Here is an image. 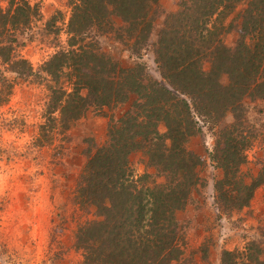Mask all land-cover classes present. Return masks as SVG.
Here are the masks:
<instances>
[{
  "label": "trees",
  "instance_id": "trees-1",
  "mask_svg": "<svg viewBox=\"0 0 264 264\" xmlns=\"http://www.w3.org/2000/svg\"><path fill=\"white\" fill-rule=\"evenodd\" d=\"M67 1L63 44L34 68L18 47L41 10L30 0H0V61L16 76L43 79L49 90L43 117L53 134L91 107L110 111L106 138L90 139L72 193L82 210L74 218L73 246L82 264H185L176 212L202 184L203 164L189 138L203 126L211 131L220 209L249 204L264 184V151L255 175L248 179L242 169L255 138L244 101L264 100V0H177L171 12L159 0ZM159 13L165 17L151 45L160 79L141 60ZM101 35H111L135 61L123 64L102 46ZM13 85L0 74V103ZM228 111L232 120L220 126ZM133 151L153 171L135 173ZM220 264H264V241L224 248Z\"/></svg>",
  "mask_w": 264,
  "mask_h": 264
},
{
  "label": "rangeland",
  "instance_id": "rangeland-1",
  "mask_svg": "<svg viewBox=\"0 0 264 264\" xmlns=\"http://www.w3.org/2000/svg\"><path fill=\"white\" fill-rule=\"evenodd\" d=\"M159 1L167 12L176 8L177 0ZM30 2L38 4L42 17L26 30L24 44L18 50L37 68L63 44L69 5L67 0ZM51 16L55 23L46 26V19ZM164 17L161 13L156 16L149 45L141 56L150 75L158 79L161 76L151 44ZM56 29L60 31L56 33ZM235 34L237 31L227 34L225 40L231 43ZM99 40L123 64L135 61L136 57L130 56L111 35H101ZM3 73L13 79L14 85L8 98L0 103V264H82L80 250L72 243L74 218L82 210L74 204L72 193L90 139L103 142L106 138L110 111L105 108L104 115L102 110L91 107L63 134H53L50 121L43 117L49 93L43 79L37 74L16 76L6 71L0 61V74ZM244 102L255 129L253 144L247 149L248 160L242 164L249 179L257 173L264 151V100L245 98ZM232 118L228 111L219 125ZM159 128L163 130L164 126L159 124ZM212 143L206 126L188 140V146L202 157L203 164L199 168L202 184L176 212L184 233L185 264H220L224 248L264 241V184L255 188L249 204L228 211L220 209L213 197V180L220 172L209 158ZM129 158L135 173L153 171L145 165L140 151L131 152Z\"/></svg>",
  "mask_w": 264,
  "mask_h": 264
}]
</instances>
